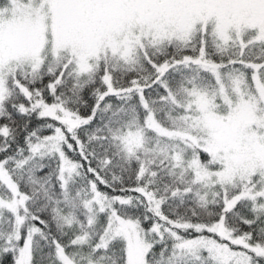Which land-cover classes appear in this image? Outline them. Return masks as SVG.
<instances>
[{"label":"snow or ice","instance_id":"1","mask_svg":"<svg viewBox=\"0 0 264 264\" xmlns=\"http://www.w3.org/2000/svg\"><path fill=\"white\" fill-rule=\"evenodd\" d=\"M0 264H264V0H0Z\"/></svg>","mask_w":264,"mask_h":264}]
</instances>
